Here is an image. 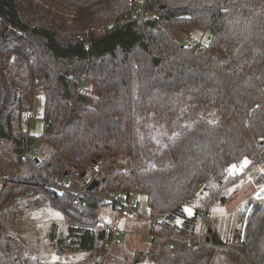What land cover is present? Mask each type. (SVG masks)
Here are the masks:
<instances>
[{
  "label": "trees",
  "instance_id": "obj_1",
  "mask_svg": "<svg viewBox=\"0 0 264 264\" xmlns=\"http://www.w3.org/2000/svg\"><path fill=\"white\" fill-rule=\"evenodd\" d=\"M55 1L71 13L41 0H0V150L9 146L21 167L0 205L27 196L30 208L56 210L67 225L57 238L52 226L57 247L103 257L97 193H143L150 213L166 214L182 236L160 225L145 251L108 253L111 263L211 264L218 244L233 248L216 251L231 264H264V205L228 242L213 231L204 246L185 237L197 238L214 190L192 215L184 211L199 185L222 186L228 166L255 163L264 148V0ZM192 28L209 30L208 44L175 38ZM38 90L36 136L29 115ZM39 140L50 146L42 158ZM120 154L128 167L101 171L89 193L49 187L85 182L92 159L112 166ZM0 264L32 262L20 239L0 233Z\"/></svg>",
  "mask_w": 264,
  "mask_h": 264
},
{
  "label": "rangeland",
  "instance_id": "obj_2",
  "mask_svg": "<svg viewBox=\"0 0 264 264\" xmlns=\"http://www.w3.org/2000/svg\"><path fill=\"white\" fill-rule=\"evenodd\" d=\"M41 1L62 12L71 13L65 6H63V4L58 3L55 0ZM175 38L181 44L206 45L210 41L211 33L209 30L192 28L188 34L181 31L177 32L175 34ZM42 110L43 93L41 90H38L35 94L32 109L30 110V114L33 115V118L29 123V131L36 136H39L42 133ZM35 149L38 157L42 158L49 153L50 146L39 140L35 144ZM104 160L105 162L102 171L125 169L129 165V158L124 154H120L118 161L112 166L108 164V161L105 158ZM233 166L235 167L233 168ZM0 168H13L17 172V176L21 171V167H19L12 158L10 147L7 145L2 147L0 150ZM86 174L87 177L90 176L89 165ZM87 177L85 176V178ZM72 181L77 183V185L83 184V181L78 177L73 178ZM223 181L225 185L223 184L221 186L217 184L210 188L209 191L205 190L203 185H199L191 202L184 206V211L185 209H190L192 215L194 207L201 203L205 196L214 190L215 198L209 205V215L206 219L201 220L197 224V237H202L203 240H205L207 236H210V234L206 233L207 229L210 228L211 233L214 231V233L221 240L228 242L232 237L234 230L243 228L253 206L255 204L264 205V148L260 153V158L255 163H252L247 159H243L239 164L228 166L226 168V176L223 178ZM132 197L137 200L141 211L144 214H147L148 206L145 195L143 193H132ZM28 201L27 196H21L14 200L7 199L0 205V233L20 239L27 248H32L35 241L43 240L44 252L50 257H52L50 254H56V258L60 257V259L66 255L71 256L77 262L76 264H93L94 262L114 264L113 262H110L109 256L107 257L108 253L112 255L111 260L114 256H118L120 258L126 253L127 257L131 258L133 252L136 250L145 251L151 244L144 237L145 229L140 227V225L132 230L131 228L135 226V223L128 224L126 221H120V227L124 230V232L118 238L117 243L122 245V247L114 243L111 245L107 244V254H103V257L94 255L92 252H74L68 248L59 253L58 250L55 249L56 246H54L55 244L53 245L52 239L43 235L49 227V222H46L56 218L58 221L60 218L59 213L50 208H30ZM186 214H188V212H186ZM112 216L113 213L109 207L102 206L99 209L100 219L105 220L106 218H111ZM188 216L190 215L188 214ZM54 222L57 224L54 232V238H57L58 233L56 231L64 232L65 226L61 220ZM126 225L129 230L131 229V231H134V233L127 235V237V231L125 228ZM125 242L126 245L124 244ZM228 249L233 250L231 247H228ZM214 252L215 254L213 255L211 264H231L229 258H227L223 251L218 253L216 251ZM237 253L240 254L239 252Z\"/></svg>",
  "mask_w": 264,
  "mask_h": 264
},
{
  "label": "built area",
  "instance_id": "obj_3",
  "mask_svg": "<svg viewBox=\"0 0 264 264\" xmlns=\"http://www.w3.org/2000/svg\"><path fill=\"white\" fill-rule=\"evenodd\" d=\"M30 118L33 116L29 115ZM104 158L94 159V162H90L89 164V172L90 176L87 177L82 185H77V183L71 182H61L58 184H52L49 187L59 191V190H68L78 195L83 193H89L90 191L87 189L88 184L96 179L98 174L102 171L104 166ZM17 176V172L13 169H2L0 168V193L3 189V186L6 182L15 180ZM44 186H48L45 184ZM92 191V190H91ZM99 198L102 199L105 206L109 207L113 213V218H106L105 220H101L97 223L95 228L100 231L103 235V239L107 244H113L124 232V230L120 227V221L124 220H141L144 222L148 229L144 233V237L150 242H155L159 235L153 233L151 230L156 229L158 226L162 225L166 228L169 235L172 237H180L182 234L177 230V228L167 220L166 214L164 213H150L144 214L138 208L137 201L132 197L131 194L127 193L123 189H114L113 191H100L97 193ZM185 239L191 243L193 246H204L210 245L206 240H203L202 237L190 238L185 237ZM215 251L221 248L228 249L227 246L211 244ZM107 249L108 247L105 246Z\"/></svg>",
  "mask_w": 264,
  "mask_h": 264
},
{
  "label": "crops",
  "instance_id": "obj_4",
  "mask_svg": "<svg viewBox=\"0 0 264 264\" xmlns=\"http://www.w3.org/2000/svg\"><path fill=\"white\" fill-rule=\"evenodd\" d=\"M137 201V200H136ZM138 203V202H137ZM138 208H139V206H138ZM139 210H141L140 208H139ZM148 212H149V207H148ZM58 213V212H57ZM60 215V214H59ZM114 216V215H113ZM113 216L111 217V218H113ZM57 219V218H56ZM56 219H52V220H49V221H47L46 223H48L49 222V227H48V229H47V231H46V233H43V235L45 236L46 235V237H50V229H53V224H56L54 221H56V222H58L59 220H61L63 223H64V226H65V231L63 232H61V231H56L58 234H57V236L60 234V232L61 233H66V228H67V225H66V223H65V221L61 218V216H60V218H59V220L57 221ZM46 221V220H45ZM124 221H126V223H128V224H131V223H135V226H133L131 229L133 230V229H135L138 225H140V227H142V228H144L145 230V232L147 231V229H148V226L144 223V222H142V221H138V220H124ZM57 227V224H56V226L54 227V228H56ZM125 228H126V231H127V233H126V237H127V235H131V233H134V231H131V229L129 230V228H127V225L125 226ZM56 230V229H55ZM55 232V231H54ZM144 232V233H145ZM141 233V232H140ZM139 233V234H140ZM142 235V234H141ZM118 240V239H117ZM117 240L114 242V244H116V245H119L118 243H117ZM53 242V245L54 246H56V250H58V252L59 253H61V252H63V251H65L64 249L63 250H60L58 247H57V245H56V243H55V240H53L52 241ZM149 243V242H148ZM125 245H126V242L124 243ZM25 245V244H24ZM119 246H122V245H119ZM26 247V246H25ZM71 250V249H70ZM75 252V251H74ZM26 253H27V255L29 256V259L31 260V262H32V264H76L77 262L71 257V256H65V257H63V258H61L60 259V257L59 258H56V254H50L52 257H50L49 255H46L45 254V252H44V244H43V240H41V241H35L34 242V244H33V247L32 248H27L26 247ZM53 253V252H52ZM86 253V252H85ZM59 256H62V255H59ZM47 257V258H46ZM74 257V256H73Z\"/></svg>",
  "mask_w": 264,
  "mask_h": 264
},
{
  "label": "water",
  "instance_id": "obj_5",
  "mask_svg": "<svg viewBox=\"0 0 264 264\" xmlns=\"http://www.w3.org/2000/svg\"><path fill=\"white\" fill-rule=\"evenodd\" d=\"M161 7H163V5H161ZM90 162H94V159H92ZM85 176H86V172H82V173H81V177H85ZM98 184H99V181H98L97 179H93V180L88 184L87 189H88L89 191H91V190H93V188H95ZM208 234L211 235V229H210V228H208ZM209 238H210V236H207L205 240L208 242V241H209Z\"/></svg>",
  "mask_w": 264,
  "mask_h": 264
},
{
  "label": "snow or ice",
  "instance_id": "obj_6",
  "mask_svg": "<svg viewBox=\"0 0 264 264\" xmlns=\"http://www.w3.org/2000/svg\"><path fill=\"white\" fill-rule=\"evenodd\" d=\"M234 167H235V166H233V168H234ZM185 211L188 212L189 215H191V211H190V209H185Z\"/></svg>",
  "mask_w": 264,
  "mask_h": 264
},
{
  "label": "bare ground",
  "instance_id": "obj_7",
  "mask_svg": "<svg viewBox=\"0 0 264 264\" xmlns=\"http://www.w3.org/2000/svg\"><path fill=\"white\" fill-rule=\"evenodd\" d=\"M3 188H4V186H3ZM3 190V189H2Z\"/></svg>",
  "mask_w": 264,
  "mask_h": 264
}]
</instances>
